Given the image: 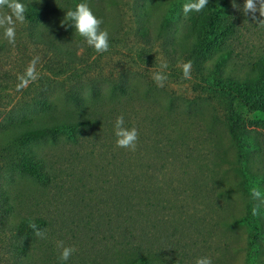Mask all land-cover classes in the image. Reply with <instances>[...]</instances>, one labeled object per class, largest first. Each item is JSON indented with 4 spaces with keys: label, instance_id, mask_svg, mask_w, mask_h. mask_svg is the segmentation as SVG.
<instances>
[{
    "label": "rangeland",
    "instance_id": "rangeland-1",
    "mask_svg": "<svg viewBox=\"0 0 264 264\" xmlns=\"http://www.w3.org/2000/svg\"><path fill=\"white\" fill-rule=\"evenodd\" d=\"M73 1H22L35 3L44 17L17 23L14 46L0 29V129L6 126L0 143L7 154L30 150L41 159L36 174L16 173L6 182L15 181L21 210L48 221L41 229L46 238H21L29 254L9 264L59 260L57 241L75 248L67 264H121L139 250L164 264L201 257L251 264L247 242L264 220V204L250 194L256 186L264 197V181L253 184L264 175V114L244 111L235 125L229 99L233 89L256 85L252 66L264 60V26L244 14V0H226L234 24L218 46L196 54L181 43V30L175 34L180 10L154 0H83L109 33V50L97 54L65 31ZM142 27L149 30L144 38ZM35 57L38 79L18 90V77ZM187 62L190 79L182 74ZM161 71L167 80L158 87L153 74ZM255 88L263 108L264 80ZM49 109L73 112L90 125H60L50 138L24 143L9 136L8 125ZM121 115L139 133L134 152L116 146Z\"/></svg>",
    "mask_w": 264,
    "mask_h": 264
},
{
    "label": "trees",
    "instance_id": "trees-1",
    "mask_svg": "<svg viewBox=\"0 0 264 264\" xmlns=\"http://www.w3.org/2000/svg\"><path fill=\"white\" fill-rule=\"evenodd\" d=\"M24 0H20L22 2ZM83 0H74L68 7V10H74L75 6L82 3ZM157 4H166L170 11H178L183 13L181 23L175 29V34L179 30L182 31L181 43L188 49L196 52V54H204L218 46L223 41V36L228 30L229 26L234 24V19L230 11L229 3L226 0H209L207 7L201 12H189L187 15L183 12V5L194 0H154ZM84 3V2H83ZM27 11L25 13L26 20L29 23H38L43 21V12L35 3H29L26 6ZM73 21L67 17L64 21L65 31L69 33L71 37L81 39V37L73 27ZM231 31V30H230ZM149 34V30L146 27H142L139 30V35L144 38ZM186 39H189L187 41ZM176 42L173 41L175 48ZM257 74L256 85H246L245 88L233 89L234 95L230 97V104L237 103L239 109H233L234 106L229 105L230 118L234 120L235 125H239L242 120L241 114L246 111L253 112L254 110L260 111L264 114V107L258 106V97L256 95L257 83H261L264 80V60L257 61L252 66ZM231 87H229L230 89ZM224 91V90H220ZM224 92L230 93V90ZM51 112V113H50ZM240 113V114H239ZM74 129L85 128L90 125V121L76 115L73 112H68L67 115L53 114L49 109V112L42 116L22 119L19 122L12 123L7 126L10 129V137L19 140L20 143L32 140H45L50 138L58 127ZM6 126H2L1 130L6 129ZM0 143V264L10 263V261L17 257L19 254H23L26 257L29 254V246L25 240L21 243V238H27L30 234L34 233V230L29 227L30 222H34L39 230L48 226V221L42 215L30 212H24L20 209L23 200L20 198L19 193L13 191L15 181L6 182V178L10 175L18 173H25L27 175L36 174L41 167V159L37 157L33 151L23 150L18 155L7 154L5 144ZM254 145L247 148L246 152L251 149H255ZM245 152V153H246ZM246 160L249 161L247 155ZM245 160V162H246ZM125 172V171H122ZM121 179L123 176L118 175ZM124 179V177L122 178ZM260 181H264V175H257L255 177L254 185H258ZM236 222L235 215L231 219L230 224ZM228 224V223H226ZM251 232L252 239L247 242V256L252 258L251 264H264V220L259 224V231L257 232V225ZM257 240V241H255ZM20 241V244L19 242ZM128 252L126 251V254ZM126 254L120 253L121 258ZM11 259V260H10ZM125 262V263H123ZM48 264H67L60 259ZM121 264H164V262L156 261L152 258L148 252L140 250L136 253L131 252L129 258L126 261L122 260ZM171 264V263H169ZM174 264V263H172ZM182 264V263H181Z\"/></svg>",
    "mask_w": 264,
    "mask_h": 264
},
{
    "label": "clouds",
    "instance_id": "clouds-1",
    "mask_svg": "<svg viewBox=\"0 0 264 264\" xmlns=\"http://www.w3.org/2000/svg\"><path fill=\"white\" fill-rule=\"evenodd\" d=\"M208 3L209 0H194V2L184 4L182 10L185 15L193 11L201 12L207 7ZM234 7H237L235 3ZM242 10L252 22L264 26V19H259V17H264V0H244ZM26 11V5L21 3L20 0H0V29H3V35L10 45H15L16 25L17 23L22 24L25 22ZM257 13L259 16H257ZM65 16L74 22L75 31L84 38L87 46L91 47L97 54H102L109 50V33L106 30H101L100 26L103 21L94 15L87 3L77 4L75 9L68 10ZM38 62L39 57H35L30 61L25 73L18 77L20 80V84L17 85L18 90L29 82L38 79L39 74L36 71ZM161 68L166 69L167 63H162ZM182 74L184 79L191 78V62L182 65ZM153 80L158 87H163L167 80V75L163 71L156 72L153 74ZM124 125L123 115L117 117L115 121L116 146L134 152L137 148L139 133L136 128L129 129ZM250 194L254 199L261 200V203L264 204V197H262L259 187H252ZM259 213V206L252 208L253 216H257ZM29 227L34 230L36 236L42 239L46 238V233L39 230L34 222H30ZM57 248L61 249L59 259L62 262L69 260L75 251L73 247H66L63 241H57ZM195 264H212V260L210 257H201L196 260Z\"/></svg>",
    "mask_w": 264,
    "mask_h": 264
}]
</instances>
